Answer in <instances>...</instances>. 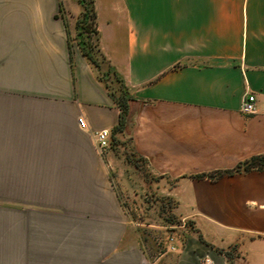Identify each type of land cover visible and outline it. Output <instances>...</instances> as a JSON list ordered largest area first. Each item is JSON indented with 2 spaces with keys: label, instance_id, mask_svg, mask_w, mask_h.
<instances>
[{
  "label": "crops",
  "instance_id": "obj_1",
  "mask_svg": "<svg viewBox=\"0 0 264 264\" xmlns=\"http://www.w3.org/2000/svg\"><path fill=\"white\" fill-rule=\"evenodd\" d=\"M94 2L106 65L134 98L118 136L150 179L135 185L120 147L98 153L120 109L65 2L0 0V264H229L230 248L264 264V170L195 178L264 155V0ZM146 185L194 223L176 252L150 255L121 201Z\"/></svg>",
  "mask_w": 264,
  "mask_h": 264
},
{
  "label": "rangeland",
  "instance_id": "obj_2",
  "mask_svg": "<svg viewBox=\"0 0 264 264\" xmlns=\"http://www.w3.org/2000/svg\"><path fill=\"white\" fill-rule=\"evenodd\" d=\"M102 2L105 0H97ZM65 2L64 9L61 16L67 17L71 25V40L72 43L87 49L93 61L98 65L104 64V80L112 92H118L121 88L120 84L114 78L111 70L107 67L106 61L101 57L99 52L93 47V38L90 35V15L92 14L93 0H63ZM88 13V18H83L84 14ZM81 22V24H79ZM121 133L113 134L111 140L110 154L104 159L107 162L111 155L112 149L120 147L119 151L122 152L125 160L134 163L140 170V177L137 176L135 185L141 187V178H145L146 182L150 179V174L147 173L146 167L141 163V159L137 158L130 146V138H119ZM150 183V181L148 182ZM137 187V188H138ZM142 187L136 192L122 191L119 193L121 201L128 211L131 218L146 227L143 229V238L145 241L146 250L150 255H157L163 252V248L158 245L160 241L165 245L174 244L178 248L185 247L189 238L196 233L194 223L190 219H185L179 212V203L176 197L168 195V193H157L152 190V186L147 189ZM0 203V208H7ZM171 239H174L171 242ZM177 244V245H176ZM229 264H236L232 259L235 258V248H230L226 253ZM242 264V263H241Z\"/></svg>",
  "mask_w": 264,
  "mask_h": 264
},
{
  "label": "trees",
  "instance_id": "obj_3",
  "mask_svg": "<svg viewBox=\"0 0 264 264\" xmlns=\"http://www.w3.org/2000/svg\"><path fill=\"white\" fill-rule=\"evenodd\" d=\"M93 6H92V11H91V15H90V21H91V25H90V35L91 38H93V47L92 49H96L97 52H99V54L101 55V57L106 61V58L104 57V55L101 52L100 49V38H99V32L96 28V19H97V13L95 10V2L93 0L92 2ZM88 13L83 15V18L85 20H87L88 18ZM81 24V22L79 23ZM70 48L71 44H70ZM80 49L82 50L84 56L94 65L100 67V65H98V63H95L93 61V57L91 56V54L89 53V51H87V49L83 48L80 46ZM73 59V57H72ZM114 75V78L117 80V82L120 84L121 88L118 92H112L110 91L113 99L115 100L118 108L120 109V121L118 126L114 129L113 134L115 133H123L127 126H128V122H129V116H130V110H131V102L134 101V98L129 94L126 86L124 85V83L120 80L119 77H117L114 73H112ZM107 88L109 89V87L107 86ZM255 169H259V170H264V155H260V156H254L252 158H250L249 160L239 164L237 167H235L234 169L231 170H226V171H218L216 173H212V174H202V175H198L195 178L198 179H205V178H209L213 181L219 180L225 176H235L238 174H247L252 172Z\"/></svg>",
  "mask_w": 264,
  "mask_h": 264
},
{
  "label": "built area",
  "instance_id": "obj_4",
  "mask_svg": "<svg viewBox=\"0 0 264 264\" xmlns=\"http://www.w3.org/2000/svg\"><path fill=\"white\" fill-rule=\"evenodd\" d=\"M241 112L247 115H252L256 113V97L249 92L246 93L242 101ZM80 125L83 128L86 127V124L82 119H80ZM94 139L97 145L98 153L100 157L104 160L110 154L111 151L112 132L107 129L99 131L95 133ZM173 241L174 239H171V242ZM170 250L172 252H176L177 247L174 244H171ZM206 263L208 264L209 261L207 260Z\"/></svg>",
  "mask_w": 264,
  "mask_h": 264
}]
</instances>
